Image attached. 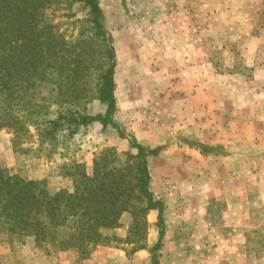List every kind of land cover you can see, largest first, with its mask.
Returning <instances> with one entry per match:
<instances>
[{"label":"rangeland","instance_id":"rangeland-1","mask_svg":"<svg viewBox=\"0 0 264 264\" xmlns=\"http://www.w3.org/2000/svg\"><path fill=\"white\" fill-rule=\"evenodd\" d=\"M98 3L115 52L114 119L144 147L165 146L147 157L150 190L164 204L157 264H264V180L256 177L260 166L253 164L257 157L264 159L260 150L240 149L236 152L243 156L233 157L202 154L184 142L219 145L206 138L222 139L220 133L204 132L221 121L215 116L230 109L254 117L264 111V0ZM45 18L65 42L92 36L88 10L80 3L69 9L49 8ZM85 50L96 59L86 70L92 96H83L85 109L89 115L103 114L106 104L96 97L95 81L107 59L102 47ZM183 59L191 71L181 80L176 71L183 67ZM193 69L199 76L200 96H178L185 92L183 84L192 82ZM51 71L52 81L38 90L34 100L41 113L54 116L61 110V104L52 100L63 97L57 96L56 86L57 73L63 70ZM198 104L204 128L200 138L186 131ZM27 129L25 135L16 136L11 127H0V165L10 175L43 179L50 192L72 191L66 164L81 163L91 174L95 156L106 148L136 152L116 129L99 122L81 126L71 136L63 131L51 141H42L33 126ZM228 209L233 212V226L225 223L230 219ZM156 221L157 212L150 210L143 233L134 213L123 212L117 225L105 229L104 240L85 257L74 249L56 250L33 236L10 241L1 232L0 264H151L159 235ZM231 237L234 241L225 242Z\"/></svg>","mask_w":264,"mask_h":264},{"label":"trees","instance_id":"trees-1","mask_svg":"<svg viewBox=\"0 0 264 264\" xmlns=\"http://www.w3.org/2000/svg\"><path fill=\"white\" fill-rule=\"evenodd\" d=\"M75 3L87 8L92 36L68 43L53 31L45 15L49 8L62 5L69 9ZM101 20L98 0H0V127H11L16 136H23L31 125L42 141H51L63 131L71 136L79 127L99 122L102 127L116 129L136 150L135 154L116 148L102 150L95 156L91 174L81 163L66 164L64 168L73 178L72 191L50 192L43 179L10 175L0 165V233L10 241L33 236L56 250L74 249L85 257L104 240L103 231L117 225L123 212L134 213V221L145 233L146 215L155 210L159 235L152 248L151 264H157L164 234V204L150 190L147 157L157 155L165 146L144 147L114 119L115 52ZM86 47L98 51L102 47L101 53L107 59L103 74L95 81L96 97L106 104L103 114L89 115L85 109L83 96H92L86 70L96 60L90 58ZM55 67L63 70L57 73L56 85L57 96L63 97L52 100L61 104V110L49 116L41 113L34 96L52 81L51 70ZM184 142L202 154L226 153L218 145Z\"/></svg>","mask_w":264,"mask_h":264},{"label":"crops","instance_id":"crops-1","mask_svg":"<svg viewBox=\"0 0 264 264\" xmlns=\"http://www.w3.org/2000/svg\"><path fill=\"white\" fill-rule=\"evenodd\" d=\"M183 63H186L185 59L182 60V64ZM177 71L176 73L182 74V77H181V80H182L185 72L188 74L190 73L191 70H189L186 64H183V67L180 69L178 68ZM194 72L195 71L193 69L192 70V74H193L192 82H190L189 84H183L185 85L184 86L185 92H179L178 96H192L193 98L194 96H200L199 90H200L201 85L198 84V81H197L199 79V76L195 74ZM181 80L180 79L178 80V83H180V85L183 82V81L181 82ZM195 85H197V87H195ZM262 105L263 103L260 104V106ZM237 113H239L238 116H237ZM195 115L197 118H195ZM200 115H201V106L200 104H198V108L194 110L193 112V120L191 123L192 126L186 129V131H188L189 134H192L193 136L200 138V135L202 133L204 134V132H206L208 135L209 134L212 135V133H215V132L220 133L222 139H219V137L214 138L212 136V139H208L207 137L206 140L210 141V143H217L219 144L218 146L223 147L226 150V153L224 154V156L225 155L226 156L232 155V157L233 156H243V154H238L236 151L240 149H250L253 147H258L257 149L260 150V155L264 157V111L261 112V115L260 114L255 115L254 117V115L246 116L243 110L239 112L236 110H231V109L227 110L225 114L215 116L216 118L221 119L222 123L221 121H217L216 123L213 122L214 125L213 127L210 125V128H211L210 130L209 129L206 130L200 127L201 125ZM222 117L224 118V120ZM203 129H204V132H203ZM249 129L250 131H248ZM222 142H224L223 146H222ZM242 162H245V159H242ZM253 164L260 166L259 168H257L258 172L256 173V177L258 179L262 178L264 180V159H262L261 157H257L253 161ZM243 174L245 178L247 173H243ZM225 213L228 216H230V219L226 220L225 223H228V226H233V222H232L233 212H231L228 209V211H226ZM234 239H235L234 237L227 238L225 242H228V241L232 242L234 241Z\"/></svg>","mask_w":264,"mask_h":264}]
</instances>
